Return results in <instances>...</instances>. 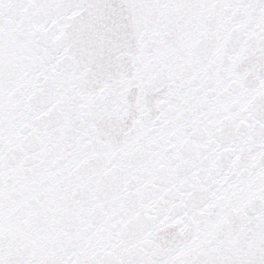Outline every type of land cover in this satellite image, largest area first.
I'll return each mask as SVG.
<instances>
[{
  "label": "snow or ice",
  "instance_id": "obj_1",
  "mask_svg": "<svg viewBox=\"0 0 264 264\" xmlns=\"http://www.w3.org/2000/svg\"><path fill=\"white\" fill-rule=\"evenodd\" d=\"M0 264H264V0H0Z\"/></svg>",
  "mask_w": 264,
  "mask_h": 264
}]
</instances>
